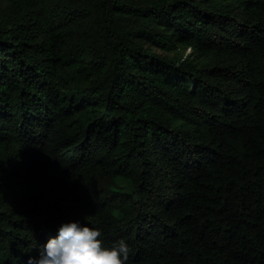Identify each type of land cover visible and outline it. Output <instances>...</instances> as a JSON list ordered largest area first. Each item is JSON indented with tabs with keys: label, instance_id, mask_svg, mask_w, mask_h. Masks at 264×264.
Listing matches in <instances>:
<instances>
[{
	"label": "trees",
	"instance_id": "obj_1",
	"mask_svg": "<svg viewBox=\"0 0 264 264\" xmlns=\"http://www.w3.org/2000/svg\"><path fill=\"white\" fill-rule=\"evenodd\" d=\"M69 221L264 264V0H0V264Z\"/></svg>",
	"mask_w": 264,
	"mask_h": 264
},
{
	"label": "clouds",
	"instance_id": "obj_2",
	"mask_svg": "<svg viewBox=\"0 0 264 264\" xmlns=\"http://www.w3.org/2000/svg\"><path fill=\"white\" fill-rule=\"evenodd\" d=\"M99 228L79 221L61 223L54 236L35 248L25 264H128L131 248L124 239L105 246Z\"/></svg>",
	"mask_w": 264,
	"mask_h": 264
}]
</instances>
